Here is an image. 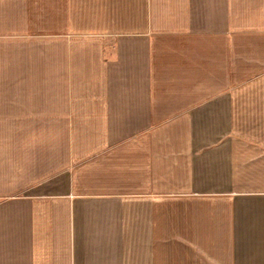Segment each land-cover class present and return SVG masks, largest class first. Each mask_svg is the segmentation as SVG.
<instances>
[{
  "label": "crops",
  "instance_id": "crops-1",
  "mask_svg": "<svg viewBox=\"0 0 264 264\" xmlns=\"http://www.w3.org/2000/svg\"><path fill=\"white\" fill-rule=\"evenodd\" d=\"M0 264H264V0H0Z\"/></svg>",
  "mask_w": 264,
  "mask_h": 264
}]
</instances>
